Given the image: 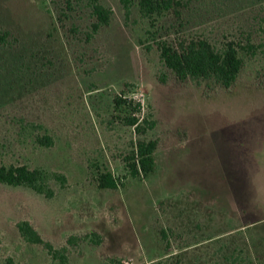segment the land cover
<instances>
[{
    "label": "rangeland",
    "instance_id": "1",
    "mask_svg": "<svg viewBox=\"0 0 264 264\" xmlns=\"http://www.w3.org/2000/svg\"><path fill=\"white\" fill-rule=\"evenodd\" d=\"M98 2L111 20L88 39L90 0H0V166L66 178L50 198L0 184V264H264V0H175L180 17L154 29L136 7L125 19L119 0ZM148 30L234 41L242 69L229 88L180 82ZM119 96L154 129L124 126ZM139 140L157 141L155 167L133 178L124 160ZM104 172L117 189L97 187ZM20 221L64 261L25 242Z\"/></svg>",
    "mask_w": 264,
    "mask_h": 264
},
{
    "label": "trees",
    "instance_id": "2",
    "mask_svg": "<svg viewBox=\"0 0 264 264\" xmlns=\"http://www.w3.org/2000/svg\"><path fill=\"white\" fill-rule=\"evenodd\" d=\"M119 2L125 19L130 17L132 9L136 7L139 16L147 19L152 29L156 27L158 19L165 14H175L177 18L180 17L175 0H119ZM90 7L95 22L91 26L88 39H91L100 28L109 25L112 16L111 10L101 5L98 0H90ZM147 34L151 35V41L158 51L159 60L164 68L180 82L188 79L213 80L222 87L229 88L242 69L243 60L240 50L243 49L234 41H226L216 47L203 38L175 36L173 40L161 39L156 38L157 30L152 32L148 30ZM0 41H4L3 36H0ZM151 48L152 46L148 45L144 49L149 51ZM159 80L165 82L164 78ZM113 108L117 119H120L124 126L133 128L139 136L145 135L156 125V122L148 117V113L144 112L140 102H135L133 99L115 97ZM36 141L41 146L50 147L53 144L49 136H41ZM156 149V140L137 141L124 160L131 177H147L154 171L153 157ZM51 179H55L60 184L66 182L62 174L49 173L41 168L30 169L24 165L0 166V184L26 187L47 198L52 197L53 193L49 188ZM95 180L101 190H115L119 186L117 177L109 172L98 173ZM16 228L25 242L41 245L53 259L64 261L61 250H55L49 242L44 241L29 222L20 221L16 224ZM74 240L70 237L67 243L73 244Z\"/></svg>",
    "mask_w": 264,
    "mask_h": 264
}]
</instances>
